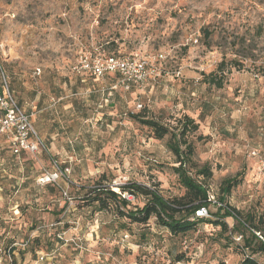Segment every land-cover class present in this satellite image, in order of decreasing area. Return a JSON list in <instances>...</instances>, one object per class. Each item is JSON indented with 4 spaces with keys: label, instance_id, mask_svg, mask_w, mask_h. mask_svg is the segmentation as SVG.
Segmentation results:
<instances>
[{
    "label": "rangeland",
    "instance_id": "obj_1",
    "mask_svg": "<svg viewBox=\"0 0 264 264\" xmlns=\"http://www.w3.org/2000/svg\"><path fill=\"white\" fill-rule=\"evenodd\" d=\"M82 56L142 59L154 72L129 90L112 75L82 83ZM0 69L49 149L18 157L0 137V264H241L219 227L172 236L155 218L135 224L85 196L101 182L183 197L169 137L131 116L171 130L188 116L199 127L188 136L194 161L212 171L207 219L237 176L228 206L264 210V0H0ZM53 158L70 172L46 186ZM37 238L36 255L12 254Z\"/></svg>",
    "mask_w": 264,
    "mask_h": 264
},
{
    "label": "trees",
    "instance_id": "obj_2",
    "mask_svg": "<svg viewBox=\"0 0 264 264\" xmlns=\"http://www.w3.org/2000/svg\"><path fill=\"white\" fill-rule=\"evenodd\" d=\"M111 57L127 58L123 56H104L93 59H107ZM223 65V63L220 64L218 68L220 72L224 71ZM85 75L80 76V81L82 83H87V79L91 77L94 80L98 79L89 73H85ZM111 75L114 76L118 82L122 78L118 73H106L103 78ZM3 76H5L10 91L18 105L25 111L16 97L9 78L5 72L0 69V85L3 81ZM208 81L210 85H216L218 88H222L224 78L218 80L213 76H209ZM141 117L142 116L139 114L131 116L133 120L149 128L154 133L156 139L163 140L165 137H169L168 149L176 158L177 164V166L172 169L178 176L180 184L186 189V194L183 197L166 199L158 191H152L146 186L139 184H129L120 187V193H118L113 191L110 187L101 186V182H99L97 184L98 186H94L87 191L85 196L87 202L91 205H96L95 209L97 211H103L108 207H115L121 214V217H127L132 223L139 225H146L152 218H155L157 224L168 230L172 236L186 235L195 231L201 225H214L221 229L222 235L228 234L226 237V240L229 242L228 247L233 246L240 251V253H244V259L241 264H264L257 259L258 256H264V210L262 212L249 211L244 213L237 211L227 204V198L231 195L233 187L238 185V176L225 181V186L222 188V197H220L218 203V212L214 214L216 218L207 219L210 215V206L217 203L213 202L214 198L210 196L206 186V181L212 177V171L208 166L199 167L195 163V151L191 143L188 142L189 134L197 131L199 128L194 120L188 116H184L178 121L179 125L171 130L154 119L145 120ZM31 119L45 147V149H40L37 156L44 152L49 153L44 138L37 131L33 117ZM0 137L6 139L4 136L0 135ZM8 145L15 156L31 155L26 151L15 154L11 145L9 143ZM52 162L57 164L54 158ZM192 173H194L195 176ZM200 178L202 180H200ZM52 185L54 186L53 183L46 184V186ZM123 194H129L134 197L141 196L147 201L144 207H135V209L131 210L128 208L130 205L129 201L123 198ZM121 208L125 209L124 212L119 210ZM202 209L208 211V216L197 215L198 211ZM228 218L234 220L232 228H230L226 222ZM238 237L241 238L240 241L236 240ZM30 244L31 247L28 246L29 248H25L24 250L13 248L12 254L14 255V252L18 251L23 259L28 253L36 255V253L40 251L41 240L37 238L30 242ZM174 260L180 262L183 260V257L177 256Z\"/></svg>",
    "mask_w": 264,
    "mask_h": 264
},
{
    "label": "built area",
    "instance_id": "obj_3",
    "mask_svg": "<svg viewBox=\"0 0 264 264\" xmlns=\"http://www.w3.org/2000/svg\"><path fill=\"white\" fill-rule=\"evenodd\" d=\"M80 69L83 73H89L98 79L103 78L106 73H118L122 76L120 85L126 90H129L132 86L142 87L154 72V69L146 60L130 57L93 59L82 56L80 58ZM40 72L41 70L38 69V74ZM31 118V115L20 108L10 91L5 76H3L0 85V135L7 139L15 154L26 151L36 156L40 149H45ZM54 165L56 166L55 171L44 174L39 180L41 184L57 183L61 177H66V174L70 172L68 168L62 170L56 163ZM261 171L264 172V162H262ZM65 196H68L66 192ZM122 196L130 202L135 199L134 196L129 194H123ZM197 215L208 216V211L202 209L198 211ZM240 239V237L236 238L237 241H240Z\"/></svg>",
    "mask_w": 264,
    "mask_h": 264
}]
</instances>
